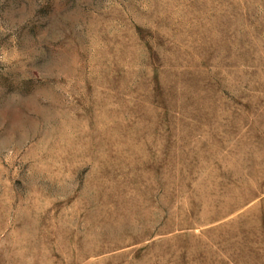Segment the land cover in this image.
I'll use <instances>...</instances> for the list:
<instances>
[{
  "label": "rangeland",
  "instance_id": "374dc122",
  "mask_svg": "<svg viewBox=\"0 0 264 264\" xmlns=\"http://www.w3.org/2000/svg\"><path fill=\"white\" fill-rule=\"evenodd\" d=\"M0 264H264V0H0Z\"/></svg>",
  "mask_w": 264,
  "mask_h": 264
}]
</instances>
